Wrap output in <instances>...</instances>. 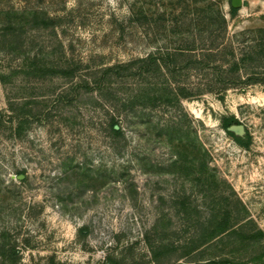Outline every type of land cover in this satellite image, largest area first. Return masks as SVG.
Returning <instances> with one entry per match:
<instances>
[{
  "label": "rangeland",
  "instance_id": "1",
  "mask_svg": "<svg viewBox=\"0 0 264 264\" xmlns=\"http://www.w3.org/2000/svg\"><path fill=\"white\" fill-rule=\"evenodd\" d=\"M0 112V264L264 261V0H0Z\"/></svg>",
  "mask_w": 264,
  "mask_h": 264
},
{
  "label": "trees",
  "instance_id": "2",
  "mask_svg": "<svg viewBox=\"0 0 264 264\" xmlns=\"http://www.w3.org/2000/svg\"><path fill=\"white\" fill-rule=\"evenodd\" d=\"M229 4H230V12L232 14L235 13V11L239 7L233 6L231 4V0H229ZM31 67H32V70L30 72L35 74V75H38V76H43V75H46V74H49V73H54L55 71H57L55 69V67L39 66V64H37L36 62L31 64ZM21 113L24 114V111L22 110ZM1 116H2V112H0V124H1ZM234 122L238 123V122H240V120L238 118L234 117V116H225L224 119H223L222 125H223V127L225 128V130L227 132H229L230 134L234 135L235 139L238 142H243L244 139L242 138V136L236 135L234 132H232L231 130H229L227 128V126L229 124L234 123ZM116 123H117V120L114 117H111L109 125H110V128H111L112 132L115 135H121L122 134V129H121L120 126L116 127L115 126ZM20 125L21 124H20V121H19L18 122V127H17L18 129H20ZM18 173L20 174L21 171H18ZM225 220L226 219H224L223 220L224 222L222 221L221 224L216 225L214 228H212V230L208 234H206L204 236H198L195 240H193L191 242H187L184 245V248H183V251H182V255H187V254L192 253L193 251L198 249L202 244H204L207 241H209V239H213L219 233L223 232L225 230V227H226ZM79 232L83 236L87 235L89 233L88 226L87 225H82L79 228ZM168 249H169L168 245H164V244H162L161 246H151V250H150L151 258L154 261L158 262L161 257H163L164 255H166L168 253V252H166V251H168ZM0 255H2L3 257L7 258L10 263H15L19 259L18 249L15 247V243L13 245H9V243L6 242L5 238H3V240L0 242ZM102 264H122V261L117 259L112 254H107L106 257H105V260L103 261ZM205 264H248V263H246L244 261L236 260V259L230 258V257H213V258L207 259ZM261 264H264V261Z\"/></svg>",
  "mask_w": 264,
  "mask_h": 264
},
{
  "label": "water",
  "instance_id": "3",
  "mask_svg": "<svg viewBox=\"0 0 264 264\" xmlns=\"http://www.w3.org/2000/svg\"><path fill=\"white\" fill-rule=\"evenodd\" d=\"M231 4L235 7H240V5L242 4V0H231ZM116 127H118V125H115ZM227 128L229 130H231L232 132H234L236 135H243L244 132L246 131L245 128V124L242 122H238V123H231L227 126ZM18 178H22L24 176V174H19L17 175Z\"/></svg>",
  "mask_w": 264,
  "mask_h": 264
},
{
  "label": "flooded vegetation",
  "instance_id": "4",
  "mask_svg": "<svg viewBox=\"0 0 264 264\" xmlns=\"http://www.w3.org/2000/svg\"><path fill=\"white\" fill-rule=\"evenodd\" d=\"M247 134H248V131H247V128H246V131L244 132V134L241 135L244 140L247 138Z\"/></svg>",
  "mask_w": 264,
  "mask_h": 264
}]
</instances>
